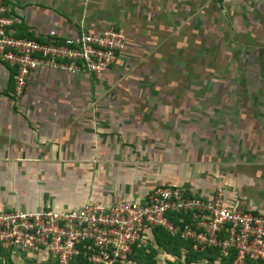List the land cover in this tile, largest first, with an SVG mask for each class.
Masks as SVG:
<instances>
[{"label":"crops","instance_id":"1","mask_svg":"<svg viewBox=\"0 0 264 264\" xmlns=\"http://www.w3.org/2000/svg\"><path fill=\"white\" fill-rule=\"evenodd\" d=\"M4 3L16 34L74 37L115 27L126 42L100 75L32 72L17 100L10 95V71L0 63V212L135 201L162 186L208 198L224 186L229 207L264 215V0ZM210 26L230 53L225 68L237 65L227 76L229 95L240 92L245 103L239 120L214 104L218 118L208 121L209 130L205 104L199 115L189 95L222 94L218 83L195 91L156 86L154 64L157 70L170 65L172 82L173 75L186 76L174 64L190 63L185 49L199 45ZM227 69L214 79H224ZM200 71L197 81L204 79V67Z\"/></svg>","mask_w":264,"mask_h":264},{"label":"built area","instance_id":"2","mask_svg":"<svg viewBox=\"0 0 264 264\" xmlns=\"http://www.w3.org/2000/svg\"><path fill=\"white\" fill-rule=\"evenodd\" d=\"M16 19L0 0V63L10 71L11 96L21 97L36 70L100 75L126 42L123 30H80L74 37L17 36ZM226 188L208 198L178 186H162L140 200L74 209L0 212V264L43 260L50 264H127L134 247L153 241L152 231L178 235L193 252H233L231 264H264V215L232 209Z\"/></svg>","mask_w":264,"mask_h":264},{"label":"rangeland","instance_id":"3","mask_svg":"<svg viewBox=\"0 0 264 264\" xmlns=\"http://www.w3.org/2000/svg\"><path fill=\"white\" fill-rule=\"evenodd\" d=\"M206 25H209L206 24ZM207 27V26H206ZM209 32H205L204 34V39L203 41H201L199 39L197 44H193L192 46L188 47V49H185V51L187 50V56H188V61L190 63L188 64H183L179 67L178 64H174V67L176 68H180L182 67L183 70H181L182 73L187 72L186 76L185 74H177V75H173L174 79L173 82L172 80H168L167 77H169L171 74L168 73H172L174 74V70L173 68H170V65H166V64H162V66L160 67V70H157V65L154 64V68L156 70V72L158 73V83L156 86H160L163 87L166 85H172L173 88H188V89H192V91H195L198 87H202V84L204 83V87H209V89H211L214 86V83H218L219 88H222V94H219V91H217V94L212 93L213 91H209L205 90V95H202L201 93H192L194 94L193 96L189 95V100L190 103L192 102L193 104H197L199 105V109H198V114H201L200 111V105H202V103L205 104V122L206 125L205 127L207 129H213V124L210 125L211 123L208 121H213L215 119L214 116H216V113H213V105L214 104H218L220 108H217L216 111H222L223 114H229L233 119L239 120V116L244 112H243V105H244V100H241L242 97L240 96V98L238 97L240 92L237 93L236 96L233 95H229V89H232L233 84L229 82V79H227V76H233L234 74L232 73L233 70H235V66L237 65H231L229 66V74H225L224 79H218L220 81H217V79H214V76H216L215 72L217 71H226L227 66L225 68V62L226 60H224V58L227 59V57L230 55V53L226 52L224 50L223 44H222V39H218L212 36V30H211V26ZM207 30V29H206ZM214 35H217V33H214ZM218 36V35H217ZM200 37V35H199ZM197 39L195 38L194 41H196ZM191 45V43H190ZM232 49V48H231ZM179 49L176 50V53ZM202 54L204 55L203 58L204 60L201 63H197V55ZM218 56V57H216ZM202 58V57H201ZM249 58V56H248ZM179 58L176 57L174 55V58H172V62H177ZM253 65V63H251V66ZM204 67V79H199L198 81L195 79V75L198 72L199 76L202 74V72L200 71L201 68ZM256 67V66H255ZM263 67V66H262ZM264 68V67H263ZM199 69V70H198ZM227 69V70H228ZM222 74L224 72H221ZM185 77V78H184ZM166 88H168V86H166ZM207 89V88H206ZM239 91V90H238ZM214 94V95H213ZM237 98H239L240 100L238 101L237 104ZM237 104V106H236ZM238 107V108H237ZM196 113V112H195ZM221 120V119H220ZM222 121V120H221ZM238 125V124H237ZM219 126V125H218ZM147 251H149L150 249L153 250V259H154V263L155 264H163L165 262H172V263H178L181 264L182 260H183V254L180 253L178 259H175L173 257H171L169 254H166L164 251H162L161 249L155 247L153 241L149 242L147 244ZM20 264H24L23 261H21ZM26 264H44V261H38V263H36L35 261H27ZM47 264V263H45ZM191 264H209L207 263L205 260L202 261H197L195 263H191ZM212 264H219L218 260H215Z\"/></svg>","mask_w":264,"mask_h":264},{"label":"trees","instance_id":"4","mask_svg":"<svg viewBox=\"0 0 264 264\" xmlns=\"http://www.w3.org/2000/svg\"><path fill=\"white\" fill-rule=\"evenodd\" d=\"M19 37L31 38L29 34L17 33ZM153 243L155 247L161 249L171 257L178 259L180 253L183 254L181 264H191L197 261L205 260L207 263L212 264L218 260L219 264H231L233 252H229L226 257H220L216 250H205L203 252H193L191 245L182 241L178 235L170 237L162 230L155 229L152 231ZM153 250L147 251V247H134L132 254L128 257L127 264H155L153 259ZM45 264V263H44ZM47 264H50L47 262ZM163 264H178L172 262H165ZM262 264V263H255Z\"/></svg>","mask_w":264,"mask_h":264}]
</instances>
